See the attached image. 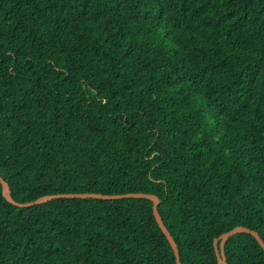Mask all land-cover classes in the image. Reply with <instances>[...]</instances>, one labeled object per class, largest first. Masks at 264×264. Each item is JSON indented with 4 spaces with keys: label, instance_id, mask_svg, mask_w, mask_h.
Segmentation results:
<instances>
[{
    "label": "trees",
    "instance_id": "16d2710c",
    "mask_svg": "<svg viewBox=\"0 0 264 264\" xmlns=\"http://www.w3.org/2000/svg\"><path fill=\"white\" fill-rule=\"evenodd\" d=\"M0 175L153 193L181 264L264 241V0H0ZM0 264L176 261L149 199L0 184Z\"/></svg>",
    "mask_w": 264,
    "mask_h": 264
},
{
    "label": "water",
    "instance_id": "95a60500",
    "mask_svg": "<svg viewBox=\"0 0 264 264\" xmlns=\"http://www.w3.org/2000/svg\"><path fill=\"white\" fill-rule=\"evenodd\" d=\"M0 184L2 188V194L5 199L16 205L18 207H29L35 204H40L46 200L54 199V198H100V199H119V198H146L152 201V214L158 226L160 227L162 233L168 240L175 256L176 264H181L179 258L178 247L175 240L172 238L170 232L168 231L167 227L164 225L162 218L158 212L157 206L159 204V198L157 195L153 193H146V192H128V193H118V194H103V193H95V192H68V193H51L45 194L42 196L37 197L31 201L19 202L12 198L9 190L8 183L1 177L0 175ZM246 232L250 233L261 246L264 251V241L258 234V232L254 229H250L243 225H237L228 231L220 233L217 237L213 239V248L216 255V260L218 264H227L226 257L224 254V242L228 239L231 235Z\"/></svg>",
    "mask_w": 264,
    "mask_h": 264
}]
</instances>
